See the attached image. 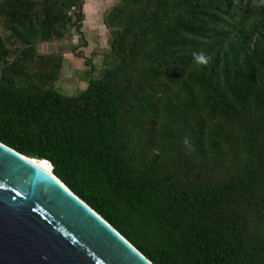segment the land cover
Returning a JSON list of instances; mask_svg holds the SVG:
<instances>
[{
    "label": "trees",
    "instance_id": "trees-1",
    "mask_svg": "<svg viewBox=\"0 0 264 264\" xmlns=\"http://www.w3.org/2000/svg\"><path fill=\"white\" fill-rule=\"evenodd\" d=\"M83 3L0 0L21 44L8 62L0 41V142L48 160L153 264H264V0H118L113 65L65 95L47 85L60 61L22 68Z\"/></svg>",
    "mask_w": 264,
    "mask_h": 264
},
{
    "label": "water",
    "instance_id": "water-1",
    "mask_svg": "<svg viewBox=\"0 0 264 264\" xmlns=\"http://www.w3.org/2000/svg\"><path fill=\"white\" fill-rule=\"evenodd\" d=\"M46 161L49 171L38 163ZM0 264H153L43 158L0 142Z\"/></svg>",
    "mask_w": 264,
    "mask_h": 264
},
{
    "label": "rangeland",
    "instance_id": "rangeland-1",
    "mask_svg": "<svg viewBox=\"0 0 264 264\" xmlns=\"http://www.w3.org/2000/svg\"><path fill=\"white\" fill-rule=\"evenodd\" d=\"M117 1H103L100 13L103 20ZM251 1L256 2V0ZM74 20L73 17L61 28L62 36L48 41H37L35 43L36 53L41 58L36 57L26 62L22 68L24 72L28 73V76L32 77L35 72L60 61L61 66L56 78L47 85L65 95H73L83 90L90 77H100L103 68L111 67L114 63L110 57L108 45L109 30L107 31L106 27L102 25L101 30L97 31L98 33L85 40L81 36L83 25L79 29L75 28ZM0 41L3 42V46L9 53L5 59L8 62L15 60L21 44L9 36V32L2 25H0Z\"/></svg>",
    "mask_w": 264,
    "mask_h": 264
},
{
    "label": "crops",
    "instance_id": "crops-1",
    "mask_svg": "<svg viewBox=\"0 0 264 264\" xmlns=\"http://www.w3.org/2000/svg\"><path fill=\"white\" fill-rule=\"evenodd\" d=\"M103 1L106 0H85L83 3V20L81 27L83 25L84 29L82 30L83 32L81 31V36H83L85 40L87 37L92 38L95 33H98L97 31L101 30L102 25L106 27L100 14ZM106 30L108 31L107 27Z\"/></svg>",
    "mask_w": 264,
    "mask_h": 264
},
{
    "label": "clouds",
    "instance_id": "clouds-1",
    "mask_svg": "<svg viewBox=\"0 0 264 264\" xmlns=\"http://www.w3.org/2000/svg\"><path fill=\"white\" fill-rule=\"evenodd\" d=\"M193 59L197 64H206L207 58L202 52H194Z\"/></svg>",
    "mask_w": 264,
    "mask_h": 264
},
{
    "label": "bare ground",
    "instance_id": "bare-ground-1",
    "mask_svg": "<svg viewBox=\"0 0 264 264\" xmlns=\"http://www.w3.org/2000/svg\"><path fill=\"white\" fill-rule=\"evenodd\" d=\"M38 167L41 170H44V171H49L50 170V166L48 165V163L46 161L39 162L38 163Z\"/></svg>",
    "mask_w": 264,
    "mask_h": 264
},
{
    "label": "built area",
    "instance_id": "built-area-1",
    "mask_svg": "<svg viewBox=\"0 0 264 264\" xmlns=\"http://www.w3.org/2000/svg\"><path fill=\"white\" fill-rule=\"evenodd\" d=\"M75 10H76L75 6H71V7L69 8V10H68V15L72 16L73 13L75 12Z\"/></svg>",
    "mask_w": 264,
    "mask_h": 264
}]
</instances>
